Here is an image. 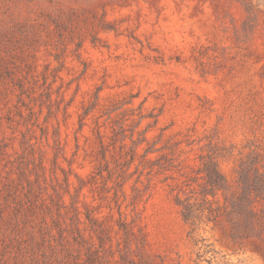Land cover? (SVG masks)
I'll return each instance as SVG.
<instances>
[{"label":"rangeland","instance_id":"374dc122","mask_svg":"<svg viewBox=\"0 0 264 264\" xmlns=\"http://www.w3.org/2000/svg\"><path fill=\"white\" fill-rule=\"evenodd\" d=\"M0 264H264V0H0Z\"/></svg>","mask_w":264,"mask_h":264}]
</instances>
